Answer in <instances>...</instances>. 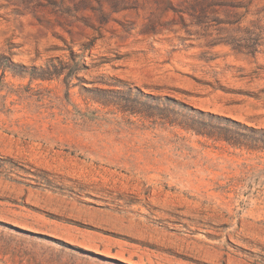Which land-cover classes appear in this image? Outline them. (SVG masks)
<instances>
[{"label": "rangeland", "instance_id": "1", "mask_svg": "<svg viewBox=\"0 0 264 264\" xmlns=\"http://www.w3.org/2000/svg\"><path fill=\"white\" fill-rule=\"evenodd\" d=\"M0 264H264V0H0Z\"/></svg>", "mask_w": 264, "mask_h": 264}, {"label": "bare ground", "instance_id": "2", "mask_svg": "<svg viewBox=\"0 0 264 264\" xmlns=\"http://www.w3.org/2000/svg\"><path fill=\"white\" fill-rule=\"evenodd\" d=\"M222 216H223V215H222ZM128 219H129V218H128ZM127 222H128L129 224H131L130 221L127 220ZM207 222H208V221H207ZM226 222H227V221H226ZM135 227H137L136 229H138V230H137V231H138V235H139L140 237H142L143 239H149V240H151L152 242H156V243L161 242V241H160L161 238L154 236V235L152 234V232H151V229H146V228H144V226H143L141 223H139V224H135ZM117 229H118V230H123V226H122V224H121L120 228H117ZM137 231H136V232H137ZM162 243H163V245H166V246H169V245L172 244V242H168L167 239L164 240V241H162ZM160 244H161V243H160ZM172 245H173V244H172ZM172 248H173V249H177V248H176V245H173ZM222 251H223V249H221V248H219V247L216 248V250H215V252L217 253L216 261H219L220 258L224 255V254L222 253Z\"/></svg>", "mask_w": 264, "mask_h": 264}]
</instances>
